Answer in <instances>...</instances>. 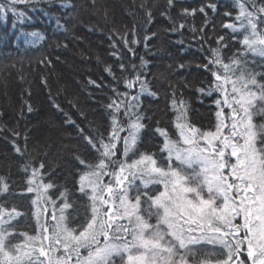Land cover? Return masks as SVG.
<instances>
[{"label": "snow or ice", "instance_id": "snow-or-ice-1", "mask_svg": "<svg viewBox=\"0 0 264 264\" xmlns=\"http://www.w3.org/2000/svg\"><path fill=\"white\" fill-rule=\"evenodd\" d=\"M41 3L51 6L53 0H0V19L7 21L11 14L24 24L31 19L29 10ZM90 3L95 6L96 0ZM166 3L171 9L175 0ZM62 6L72 7L70 3ZM140 7L150 22L152 11L146 0ZM236 8L234 17L224 13L232 19L221 27L230 30L242 47L225 57V36H217V46L209 49L211 57L204 66L213 80L209 87L197 89L202 95L219 94L214 101L218 110L213 129L202 131L189 123L187 102L178 99L173 90L171 106L177 112L178 137L173 140L166 128H155L164 137L161 151L166 153L167 165L159 166L153 155L139 152L126 159L145 127L139 97L145 93L157 97L148 87L146 72H136L125 80L127 89L138 88L136 94L113 89L115 98L106 106L113 113L123 106L126 124L110 113L107 140L77 126L96 153L93 160L76 157L84 166L79 191L90 201L82 220L77 223L80 209L66 189L56 199L49 195L55 185L44 179L49 174L43 172L45 164L33 166L29 159L22 168L29 174L26 191L35 193L31 202L38 208L33 213L36 230L31 235L17 231L13 222L25 213L13 199L16 194L6 178L0 176V264H264V0H236ZM209 10H217L213 0L181 12L205 17L199 28H190L201 34V40L211 22ZM161 14L167 15V10ZM172 24L173 32L186 27L184 22ZM16 27L13 23L12 28ZM24 35L43 38L36 31ZM151 38L144 36L146 48ZM121 39L127 46L128 40ZM140 42L133 33L132 43ZM147 63L140 58L142 70ZM106 70L111 74L110 68ZM27 110L31 112V106ZM256 117L260 119L256 121ZM69 122L75 123L70 118ZM122 132L127 134L121 137ZM12 135L20 134L13 131ZM24 139L27 141L26 135ZM117 143H122L124 159H114ZM26 147V143L24 149L14 145L21 155ZM106 176L111 178L107 182ZM152 185L162 187L149 191Z\"/></svg>", "mask_w": 264, "mask_h": 264}, {"label": "trees", "instance_id": "trees-1", "mask_svg": "<svg viewBox=\"0 0 264 264\" xmlns=\"http://www.w3.org/2000/svg\"><path fill=\"white\" fill-rule=\"evenodd\" d=\"M213 2L217 10L208 12L211 22L204 30L205 40L200 39V33L190 30L192 25L199 28L205 17L200 13L195 17L183 16L181 12L184 8H199L208 0H175L171 9L167 8L166 0H146L152 11L150 22L140 7L145 0H96L95 6L90 0H53L51 6L41 3L35 10H29L31 19L24 24H19L11 14L7 21L0 19V128L3 129L0 131V176L6 178L16 194L13 199L25 213L13 222L17 231L31 235L36 230L33 213L38 208L31 202L35 193L26 191L29 174L22 168L29 159L33 166L45 164L43 172L49 174L44 179L55 185L49 195L56 199L66 189L69 199L80 209L77 223L84 218L90 201L79 191L84 166L76 157L93 160L96 153L84 141L77 126L88 135L100 134L107 140L112 127L110 113L126 124L128 117L123 114V106L119 113H113L106 106L115 98L113 89L136 94L138 88L125 87V80L136 72H146L148 87L157 97L147 93L139 97L145 127L126 159L134 158L139 152L153 155L159 166L167 165L166 153L161 151L164 137L155 128H166L173 140L178 137L177 112L171 106L173 90L178 99L187 102L189 123L202 131L213 129L218 110L214 101L219 94L213 92L208 96L197 91L209 87L213 80L204 67L211 57L209 49L217 46L219 35L225 36L224 42L228 45L223 49L225 57L242 47L232 38L230 30L221 27L232 19L225 12L233 13V17L237 13L236 0ZM63 3H70L72 7L65 8ZM166 10L167 15H162ZM173 21L184 22L186 27L173 32ZM13 23L17 24L15 29ZM33 31L43 38L24 35ZM133 33L141 41L139 44L132 43ZM146 34L152 37L147 41V48L143 40ZM121 37L128 40L127 46ZM141 57L148 62L143 70ZM109 68L111 74L106 70ZM69 118L75 123H70ZM13 131L20 135L13 136ZM126 134L120 133L121 137ZM25 143L24 155L17 153L14 145L24 149ZM115 151L114 159H124L122 143H117ZM51 212L49 207L47 215ZM85 253L82 249L81 255Z\"/></svg>", "mask_w": 264, "mask_h": 264}, {"label": "rangeland", "instance_id": "rangeland-1", "mask_svg": "<svg viewBox=\"0 0 264 264\" xmlns=\"http://www.w3.org/2000/svg\"><path fill=\"white\" fill-rule=\"evenodd\" d=\"M256 121H258L260 118L259 117H256V118H254ZM226 131V130H225ZM106 178H107V176H106ZM106 178H104V180L106 179ZM109 179H111L110 177L108 178V180ZM108 180H106L105 182H107ZM153 188H156V187H152V188H150V189H148L149 191H151V189H153ZM209 249H212V247L211 248H209Z\"/></svg>", "mask_w": 264, "mask_h": 264}]
</instances>
